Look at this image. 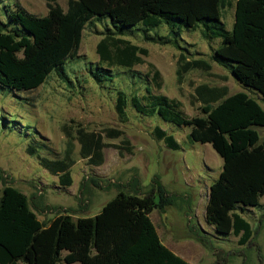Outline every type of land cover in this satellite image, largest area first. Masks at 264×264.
<instances>
[{
  "label": "trees",
  "instance_id": "1",
  "mask_svg": "<svg viewBox=\"0 0 264 264\" xmlns=\"http://www.w3.org/2000/svg\"><path fill=\"white\" fill-rule=\"evenodd\" d=\"M46 2L45 17L17 6L8 12L6 21H0V86L10 92L36 90L52 73L72 87L67 63L77 57L87 26L99 23L103 26L97 45L99 62H90L88 70L98 85L118 78L115 67L131 70L144 63L148 49L126 39L136 33L146 41L172 44L181 51L180 81L193 70L210 72L208 60L190 56L180 44L185 29L200 30L209 42L222 40L212 61L264 97V0H236L232 31L226 28L223 12L233 6V0H67L66 10L58 0ZM136 77L141 76L133 74ZM160 78V71L155 70L153 79L158 88ZM196 97L202 104V115L188 117L179 101L154 93L147 85L141 97L119 90L116 111L120 118H126L131 99L138 113L159 115L165 122L190 127L193 141L211 144L223 159V169L208 192L206 221L217 237L234 235L239 245L253 246L258 232L243 214L259 207L264 196V139L261 141L258 130L264 128V108L247 93L230 94L226 86L200 85ZM105 133L77 130L80 155L91 165L104 164L105 137L124 135L117 129ZM153 134L168 148H180L174 135L163 128L156 127ZM123 142L125 147L117 146L120 154H132L130 141ZM29 152L35 154L36 149L30 147ZM38 159L62 186L73 185L71 170L76 162L72 149L68 148L62 159ZM175 203L159 176L153 179L149 192H142L140 179L135 178L121 186L94 217L75 219L66 212L44 223L31 208L29 197L8 184L0 170V264H190L162 242L151 219L155 209L165 212ZM263 219L264 215L260 227ZM200 230L198 241L209 246L207 233ZM215 255V264L228 263Z\"/></svg>",
  "mask_w": 264,
  "mask_h": 264
},
{
  "label": "rangeland",
  "instance_id": "2",
  "mask_svg": "<svg viewBox=\"0 0 264 264\" xmlns=\"http://www.w3.org/2000/svg\"><path fill=\"white\" fill-rule=\"evenodd\" d=\"M58 3L67 8V0H58ZM235 3L233 0V6L223 12V21L229 31L235 21ZM17 6L38 17L48 14L46 0H0V21H6L8 12L15 11ZM102 30L99 23L97 27L87 26L77 57L67 63L72 87L55 73L31 92L14 93L0 86V170L6 182L26 194L39 220L48 223L66 212L75 219L94 217L117 195L121 186L139 178L141 191L149 192L153 179L159 176L176 203L165 212L155 209L151 219L164 242L172 240L173 252L190 264H215V253L222 261L228 259L227 264H264V222L260 227L264 196L259 207L243 214L258 232L253 246L239 245V238L234 235L217 237L214 227L206 221V205L209 189L222 172L223 159L212 145L193 141L190 127L165 122L159 115L148 117L138 113L131 99L126 118H120L116 111L119 90L141 97L147 85L154 93L179 101L188 117L202 115V104L196 97V88L200 85L226 86L230 94L247 93L263 108L264 97L212 61L213 51L222 40L209 42L200 30L185 29L180 44L190 56L208 60L212 64L210 72L193 70L180 81L177 69L181 51L172 44L146 41L136 33L126 39L148 49L149 55L143 56L144 63L131 70L115 67L118 78L112 83L98 85L88 70L90 62H99L97 45ZM160 33L166 35L164 31ZM155 70L161 73V88L153 79ZM133 74L141 77L133 78ZM156 127L174 135L180 148L170 149L164 141L157 140L153 134ZM79 128L104 136L108 129H117L124 135L116 139L104 138L108 144L104 149L105 162L94 166L80 155L81 146L76 139ZM258 130L262 141L264 128ZM124 140H129L133 146L132 154H120L117 146L125 147ZM30 147L36 149L35 154L29 152ZM68 148L72 149L76 163L71 170L73 185L64 187L57 176L40 165L38 157L62 159ZM199 229L207 233L209 246L198 241Z\"/></svg>",
  "mask_w": 264,
  "mask_h": 264
},
{
  "label": "crops",
  "instance_id": "3",
  "mask_svg": "<svg viewBox=\"0 0 264 264\" xmlns=\"http://www.w3.org/2000/svg\"><path fill=\"white\" fill-rule=\"evenodd\" d=\"M236 4V3H235ZM67 9V8H66ZM65 9V10H66ZM155 224V223H154ZM156 226V225H155ZM156 228H157V226H156ZM157 230H158V228H157ZM158 233H159V230H158ZM159 236H160V238H161V235H160V233H159ZM257 236V235H256ZM161 240H162V242L168 247V248H170L171 249V247L173 246V243H172V240H171V242H164V240L161 238Z\"/></svg>",
  "mask_w": 264,
  "mask_h": 264
}]
</instances>
